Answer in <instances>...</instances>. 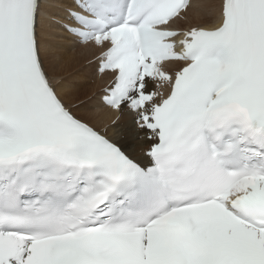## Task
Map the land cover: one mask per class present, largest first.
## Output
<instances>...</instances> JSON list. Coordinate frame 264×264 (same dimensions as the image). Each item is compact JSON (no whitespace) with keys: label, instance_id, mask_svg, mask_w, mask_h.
Segmentation results:
<instances>
[{"label":"snow or ice","instance_id":"obj_1","mask_svg":"<svg viewBox=\"0 0 264 264\" xmlns=\"http://www.w3.org/2000/svg\"><path fill=\"white\" fill-rule=\"evenodd\" d=\"M53 6L0 0V264H264V0L210 28L179 26L191 0H59L45 39ZM65 33L102 49L99 105L46 70Z\"/></svg>","mask_w":264,"mask_h":264},{"label":"bare ground","instance_id":"obj_2","mask_svg":"<svg viewBox=\"0 0 264 264\" xmlns=\"http://www.w3.org/2000/svg\"><path fill=\"white\" fill-rule=\"evenodd\" d=\"M49 3L54 6L48 8L44 13L45 16H43V35L45 39H49L48 34L50 29L48 21L50 14L59 11V8L56 7V5L59 4V0H49ZM191 3L192 7L185 16L186 21L183 23L181 22L182 20L177 22L180 27L184 25L187 27L191 25L213 27L218 23L219 0H192ZM58 44L59 47L48 50L46 70L55 82H62L64 84V87L61 88L60 91L65 102L67 104H69L71 100H80L81 102L83 101L81 98L85 97L79 96L88 92L87 94H90L87 97L93 98V103L99 105L100 94H96L92 97V93H94L95 89L97 90L100 86L102 87L111 78V75L105 74L99 77L97 71L91 72L90 68L93 65H88V62H91L92 58H94L101 49H98L92 44H81L75 37L66 33L64 34V38L58 41ZM78 44L83 48L74 50ZM170 65L176 64L173 63ZM92 73L94 77H92ZM90 78H95V87L93 83L91 85L88 84ZM75 79L79 81L76 85H74ZM77 114L81 115L98 129L104 127L106 123L116 116V113L99 106L88 110L77 109ZM127 118V114L121 116L123 120H127ZM111 134V131H109V135ZM135 154L138 159L143 157L140 149H137Z\"/></svg>","mask_w":264,"mask_h":264},{"label":"rangeland","instance_id":"obj_3","mask_svg":"<svg viewBox=\"0 0 264 264\" xmlns=\"http://www.w3.org/2000/svg\"><path fill=\"white\" fill-rule=\"evenodd\" d=\"M186 21V17H185V20H182L181 22L183 23V22H185ZM73 43H74V41H73ZM80 48H83V47H81V45H77L76 47H75V49L74 50H76V49H80ZM92 63H89L88 65H91ZM93 66H91V72H96V70H97V68H96V66H95V63L94 64H92ZM93 74V73H92ZM92 77H94V74L92 75ZM95 81V78H90V80L88 81V84L89 85H91L92 83H93V86L95 87V85H96V81H95V83H94V81ZM79 81L77 80V79H75L74 80V85H76L77 83H78ZM90 82V83H89ZM100 90V87L98 88V90L96 91V89H95V91H96V93L98 92ZM94 91V92H95ZM88 93V92H87ZM87 93H84V94H82V95H80L79 97H81V96H84V97H87L89 94H87ZM96 93H92L93 95H95ZM78 97V98H79ZM94 97V96H93ZM74 99H75V97H74ZM82 100H84V98H81ZM80 102V100H77V101H74V100H71V101H69V104L70 105H72V106H76V105H78V103Z\"/></svg>","mask_w":264,"mask_h":264}]
</instances>
